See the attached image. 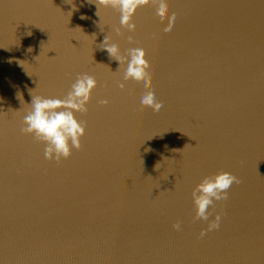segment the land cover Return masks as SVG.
<instances>
[{
    "label": "water",
    "instance_id": "obj_1",
    "mask_svg": "<svg viewBox=\"0 0 264 264\" xmlns=\"http://www.w3.org/2000/svg\"><path fill=\"white\" fill-rule=\"evenodd\" d=\"M165 3L129 32L100 0H0V264H264V0ZM106 36L144 49L159 112L118 87ZM83 74L98 86L81 149L46 160L21 132L31 95L63 99ZM219 172L240 183L201 237L191 192Z\"/></svg>",
    "mask_w": 264,
    "mask_h": 264
},
{
    "label": "clouds",
    "instance_id": "obj_2",
    "mask_svg": "<svg viewBox=\"0 0 264 264\" xmlns=\"http://www.w3.org/2000/svg\"><path fill=\"white\" fill-rule=\"evenodd\" d=\"M100 3L102 6L118 8L120 27L129 32L135 31L136 25L132 22V18L139 7L154 3L156 5L155 15L158 20H163L167 12L165 0H100ZM168 17V23L163 28L165 33L171 31L176 14L173 12ZM119 31L116 29L117 34ZM99 46L107 51L110 58L119 62V69L126 64L123 71V82L119 83L118 87L123 91L125 82L133 80L139 83L145 90L137 97V103L150 108L153 112H159L163 105L157 101L154 91L149 88V72L146 71L148 62L144 49L130 48L124 54L108 36ZM97 86L95 77L83 74L76 77L63 99L31 95V103L28 104L30 107L23 117L21 132L33 136L34 139L44 144L46 160H55L59 163L62 159H69L73 149H81V138L86 134V124L77 119V113L88 111L87 105ZM99 103L107 106L109 101L103 99ZM234 183H240L236 176L230 172H219L205 176L192 190L191 197L195 208L194 219L207 222V228L200 232L201 237L207 232L219 229L221 215L217 213L213 219L209 220V217L212 216L209 209L214 207V202L228 198V190ZM173 228L179 231L180 223L174 224Z\"/></svg>",
    "mask_w": 264,
    "mask_h": 264
}]
</instances>
